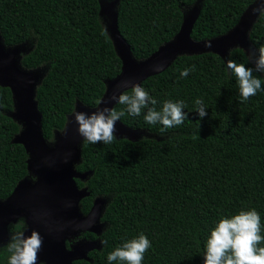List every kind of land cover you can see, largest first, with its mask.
Segmentation results:
<instances>
[{
    "label": "trees",
    "instance_id": "obj_1",
    "mask_svg": "<svg viewBox=\"0 0 264 264\" xmlns=\"http://www.w3.org/2000/svg\"><path fill=\"white\" fill-rule=\"evenodd\" d=\"M199 1L120 0L119 29L133 57L145 61L173 41L184 25V10ZM257 1L202 0L192 39L202 42L227 34ZM100 12V0H0L4 44L13 48L34 37L36 47L23 58V66H49L36 97L48 142L65 130L79 103L96 108L107 82L122 72ZM249 40L257 51L264 46V18L258 19ZM248 57L241 48L226 59L214 53L179 56L141 86L157 100L149 106L158 111L167 100L183 101L188 114L183 124H149L144 120L147 109L132 116L125 105L117 104L116 110L125 113L120 122L148 136H116L109 144L83 141L75 168L91 175L86 182L77 180L80 189L90 192L81 210L88 214L98 197L112 200L102 218L107 230L101 236L83 234L87 240H101L102 248L74 264H109L107 257L115 248L141 233L152 245L143 264H203L206 241L221 217L255 209L264 225V90L241 103L238 82L226 64L231 58L254 68ZM192 65L195 71L182 77ZM254 75L264 81L261 73ZM197 99L207 110L202 120L195 113ZM14 111L12 91L0 86L1 200L30 175L29 154L14 142L22 130L11 116ZM25 225L19 223L14 230ZM9 255L7 250L0 253V264H8Z\"/></svg>",
    "mask_w": 264,
    "mask_h": 264
},
{
    "label": "water",
    "instance_id": "obj_2",
    "mask_svg": "<svg viewBox=\"0 0 264 264\" xmlns=\"http://www.w3.org/2000/svg\"><path fill=\"white\" fill-rule=\"evenodd\" d=\"M118 2L120 3V0ZM103 3L102 1L100 12L102 15ZM258 3L259 1L251 5L243 14L239 24L227 34L196 42L192 39V32L202 7V0L199 1L194 5H199L198 12L192 20L185 15L184 25L176 38L145 61H137L133 57L132 50L119 29L117 10L112 18L111 36L108 34L122 60V72L118 77L107 82L106 93L96 108L90 109L79 103L75 112L91 115L98 108H115L117 103L111 101L113 92L119 95L123 91H130L128 88H120L116 91L118 85L129 80L142 85L146 80L165 72L181 55L214 53L226 59L228 55L225 56L223 53L230 47L236 46V41L232 39L236 33L242 29L246 32L244 20ZM256 22L248 26L249 31H252ZM2 40L1 36L0 86L12 91L15 111L11 116L23 128L14 142L25 146L29 154V173L35 177V181H31L28 176L18 184L7 200L0 199V243H7L11 226L24 219L26 236H30L32 230H36L44 238L38 264H74L76 261L89 260V254L100 249L98 241L86 239L72 249H68L67 241L81 231L83 234L88 232L97 236L103 234L102 218L105 200L102 197L96 198L88 214H84L81 210V202L90 195V192L87 187L80 189L77 180L86 182L91 173H81L75 168L81 162L83 143V138L77 131L78 125L74 121L75 112L69 116L66 128L58 137L56 145L51 147L43 134L42 114L36 100L38 87L44 79L38 85V77L32 75V71L28 72L20 67L16 54L7 53ZM209 42L212 47H206ZM157 64L163 65L160 71L153 70ZM131 133L130 129L117 121L118 138H124Z\"/></svg>",
    "mask_w": 264,
    "mask_h": 264
},
{
    "label": "clouds",
    "instance_id": "obj_3",
    "mask_svg": "<svg viewBox=\"0 0 264 264\" xmlns=\"http://www.w3.org/2000/svg\"><path fill=\"white\" fill-rule=\"evenodd\" d=\"M259 4V7L253 9V14L258 15V18H264V0H259ZM206 47H212L211 42ZM258 52V58L255 53L248 57L249 63L255 64L254 68L244 63H237L231 58L227 60V69L238 82L241 103L264 90L262 89L264 81L254 75V73H264V46H261ZM162 68V64H157L153 70L160 71ZM193 71L195 65L185 68L180 75L186 78ZM120 88H128L130 91H123L119 95L114 91L111 101L125 105L127 113L132 116H140L142 111L147 109L144 120L149 124L159 122L165 128H172L188 119L183 101L167 100L158 111L155 107L149 106L156 105L157 100L150 97L141 84L129 80L118 85L116 91ZM195 103L198 106L195 113L202 120L207 115L203 100L197 99ZM124 114V111H117L116 108L103 107L93 111L91 115L77 111L73 116L78 125V134L83 141L91 144L99 142L109 144L117 139L116 123ZM262 231L264 225L255 209L241 210L230 217H221L206 241L204 264H264ZM25 233V230H14L10 233L9 243L6 246L10 253L8 264H38L44 238L36 230H32L30 236H26ZM151 247L148 237L141 233L138 237L127 240L115 248L107 259L109 264L114 261H120L121 264H143L145 254Z\"/></svg>",
    "mask_w": 264,
    "mask_h": 264
},
{
    "label": "rangeland",
    "instance_id": "obj_4",
    "mask_svg": "<svg viewBox=\"0 0 264 264\" xmlns=\"http://www.w3.org/2000/svg\"><path fill=\"white\" fill-rule=\"evenodd\" d=\"M102 1L104 2V6H103V15L102 13L100 14V19H101V22L103 24V26L105 27V29L108 31V33L110 34L111 36V25H112V18H113V15L114 13L117 12L118 10V5H119V0H116V1H109V0H101V3ZM112 2H117V3H112ZM102 6V4H101ZM260 4L258 3L254 8L256 7H259ZM253 8V9H254ZM253 9L248 13V15L246 16L245 18V22H244V29L246 30V32L244 31L243 32V29L236 33L234 36H233V40L236 41V46L235 47H230L225 53H223V55H229L230 51H232L233 49L235 48H238V47H241L246 53L247 55H252L253 53H255V56L258 58L259 56V52L252 46L250 40H249V35H250V27L248 28V26L250 25H253L257 19H258V15H254L253 14ZM199 10V5H196V6H192L190 8H187L184 10V13L185 15L187 16L188 19H191L192 20V17L196 15V13L198 12ZM0 37H1V34H0ZM2 44L4 46V49L7 53L11 54V53H15L16 56H17V59L19 61V64H20V67L25 70V71H28V72H33L32 75H35L38 77L39 79V82H38V85L41 83V81L47 76L48 74V71H49V66L48 65H44L43 67L41 68H38L36 70H28V69H25L22 65V60L25 56H27L28 54H30L36 47V38L32 37L30 39V41H28L26 44L24 45H21V46H16V47H13V48H10V47H7L4 43H3V40H2ZM254 64V63H253ZM255 66V64H254ZM264 77V73H261ZM80 106V105H79ZM23 130V128H22ZM132 131V130H131ZM63 134V131L62 132H57L55 134V139L51 142H48L49 145L51 147H54L58 141V137L60 135ZM148 135L145 134V132L143 133L142 131L141 132H134L132 131L131 134L129 135H126L124 136L125 138H128V139H131V140H142L144 139L145 137H147ZM29 179L31 181H35V177L30 174L29 175ZM104 200H105V205L103 207V215L104 213L106 212L112 198L111 197H102ZM21 221H23L24 223V219H22ZM20 222V221H19ZM108 228V225L106 223H104V226H103V231L105 232ZM21 230H25V227L22 228ZM14 231V225L11 226L10 228V233ZM85 238L83 237V232L81 231L80 233H78L75 237H73L71 239V241L74 243L73 245H78V244H82L83 242H85ZM9 243V241L5 244H2L0 243V253L4 252L5 250H7V244ZM98 245H99V248L101 249L102 246H103V243L101 240H98ZM41 264H46V263H41ZM204 264V263H203Z\"/></svg>",
    "mask_w": 264,
    "mask_h": 264
},
{
    "label": "flooded vegetation",
    "instance_id": "obj_5",
    "mask_svg": "<svg viewBox=\"0 0 264 264\" xmlns=\"http://www.w3.org/2000/svg\"><path fill=\"white\" fill-rule=\"evenodd\" d=\"M95 201V200H94ZM20 222H18L17 224H19ZM17 224H15L14 225V227L17 225ZM25 224V223H24ZM13 226V225H12ZM25 229H26V225H25ZM88 233V232H87ZM67 244H69V248L68 249H72V247L73 246H75V245H73L74 243L71 241V240H68L67 241ZM68 247V246H67Z\"/></svg>",
    "mask_w": 264,
    "mask_h": 264
}]
</instances>
